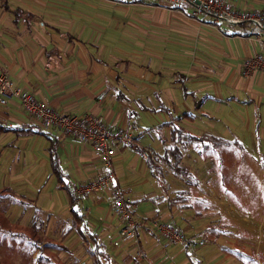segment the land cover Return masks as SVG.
Listing matches in <instances>:
<instances>
[{"label": "crops", "instance_id": "crops-1", "mask_svg": "<svg viewBox=\"0 0 264 264\" xmlns=\"http://www.w3.org/2000/svg\"><path fill=\"white\" fill-rule=\"evenodd\" d=\"M228 5L246 12L264 0ZM188 11L146 0H0V69L13 86L62 113L131 131L147 158L119 146L113 166L134 216L205 238L187 248L139 232L127 240L141 245L142 259L122 247L126 239L115 246L121 222L109 194L71 193L104 170L99 153L42 129L12 99L0 106V194L14 197L12 209L38 212L30 229L40 238L56 219L67 226L62 237L89 242L74 264H264V72L242 75L244 60L261 51L250 22L215 26ZM253 199L259 205L248 209ZM43 241L50 264H73L50 252L75 247Z\"/></svg>", "mask_w": 264, "mask_h": 264}, {"label": "built area", "instance_id": "built-area-1", "mask_svg": "<svg viewBox=\"0 0 264 264\" xmlns=\"http://www.w3.org/2000/svg\"><path fill=\"white\" fill-rule=\"evenodd\" d=\"M158 2L163 6L178 8L188 7L189 15L199 18L209 15L213 25L221 22L252 24V39L261 52L254 53L243 62L242 75L251 77L256 72H264V6L250 11L232 10L228 0H146ZM12 99L20 101L21 106L44 130L57 128L75 141L88 142L101 156L104 170L87 182H76L71 187L72 196L79 200L91 194L108 193L112 199V211L121 224L115 240V246H122V241L136 237L139 232L160 236L165 246L181 245L194 247L205 245L204 237H186L178 227L155 218H137L133 214L136 202L128 198L121 187L114 166L113 158L119 146L128 147L142 153L147 158V150L140 147L133 133L125 128H111L91 113L70 115L62 113L44 101L38 100L27 88L14 87L6 72L0 69V106H6ZM139 258H145L141 249H137Z\"/></svg>", "mask_w": 264, "mask_h": 264}, {"label": "rangeland", "instance_id": "rangeland-1", "mask_svg": "<svg viewBox=\"0 0 264 264\" xmlns=\"http://www.w3.org/2000/svg\"><path fill=\"white\" fill-rule=\"evenodd\" d=\"M171 149H172V147H171ZM249 154L250 153L247 150L245 152H244V150L243 151L240 150L237 152V156H239V157H243L245 155V157L248 158ZM238 160H240V159L239 158L235 159L236 162ZM178 162H180V159L178 160ZM180 163H179V167H181ZM172 164H175L174 161L172 162ZM167 172H168V170H166V172H164V173H167ZM178 173L182 174L181 177L185 176V173H183V171L182 172L178 171ZM181 179L183 181H185L184 178H181ZM182 180H181V182H183ZM0 195H2V196H0V264H49V263L53 262V259H51V261L44 260L46 258V255H47V251L45 250V247L41 246V248L39 249V250H41L39 255H35L32 252L33 249L31 247V243L35 242L37 245H39L40 240H34L32 238H27L26 236L14 235V234H11V232L9 231V229H11L13 231H15V230L18 231L17 227H19V224L25 225V226H27V228L29 227V229L30 228L32 229L35 225H38V223L41 222V219H43V218L39 217L38 212L37 211L34 212L33 208L22 209L19 207L16 210L14 207V209H12L13 207L10 206L12 202H11L10 198L8 199V195H6V193H5L6 196L3 194H0ZM263 202H264V199H263ZM258 205H259L258 202L255 199H253L251 201V206L249 205L247 208L252 209ZM65 214L66 213H63V212L59 213L61 218H66ZM15 224L18 226H16ZM66 225H67V223H66ZM66 227L67 226H63L60 222H56V219H54V221L52 222L51 232H47V226H45V224H43L40 235L44 239H47V238L50 239L51 238L52 240H55V241H57L58 239H61V242L62 241L66 242L71 247H73V248L75 247L72 255H67L66 253H64L62 251L61 252H57V251L56 252H52V251L50 252L49 251L52 258H54L55 255H57L59 260L66 258V260H65L66 263H73L74 264L77 261L75 259L78 258L79 247H87L86 243L88 244V247H91L90 246L91 244L87 241H85L86 243H84L82 240H79V238L75 235H72L71 236L72 238H70V239H66V238L62 237V233H63V231L66 230ZM42 237H41V239L43 240ZM135 238L137 240L138 236H136ZM28 239H30V240H28ZM127 239L123 241L122 247L127 248V246H128V248H132V249L134 248L135 249L134 250L135 255L137 256L138 259H141L136 254L137 249L142 250L141 245L140 244L137 245L136 244L137 242L135 244H133L134 240H132V239L127 240ZM40 245H42L41 241H40ZM142 252H143V250H142Z\"/></svg>", "mask_w": 264, "mask_h": 264}, {"label": "trees", "instance_id": "trees-1", "mask_svg": "<svg viewBox=\"0 0 264 264\" xmlns=\"http://www.w3.org/2000/svg\"><path fill=\"white\" fill-rule=\"evenodd\" d=\"M4 127V128H3ZM0 129H7V127L6 126H2V125H0ZM53 166H54V170H55V172L58 174L59 172H58V169H57V167H56V163H53ZM1 196V195H0ZM9 197H10V199L11 200H13V198L14 197H12V195L11 194H9ZM15 200V199H14ZM9 231L11 232V234H14V235H18V236H26L27 238H32V239H34V240H40L41 242H42V245H40V241H39V245H37L35 242L34 243H31V247H32V249H33V253L35 254L36 253V251H38L40 248H41V246L42 247H45V249H46V247H47V244L37 235V231L38 230H35V231H28V232H21V231H13V230H11V229H9ZM28 240H30V239H28ZM39 251H41V250H39ZM40 254V252L38 253V255ZM44 257V256H43ZM45 258V257H44ZM43 258V259H44ZM44 260H49L48 258H45ZM50 261V260H49ZM50 264V263H49Z\"/></svg>", "mask_w": 264, "mask_h": 264}]
</instances>
